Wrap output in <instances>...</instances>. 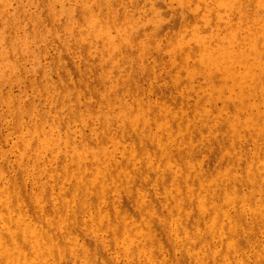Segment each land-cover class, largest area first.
<instances>
[{"label": "rangeland", "instance_id": "rangeland-1", "mask_svg": "<svg viewBox=\"0 0 264 264\" xmlns=\"http://www.w3.org/2000/svg\"><path fill=\"white\" fill-rule=\"evenodd\" d=\"M261 84L264 0H0V264H264Z\"/></svg>", "mask_w": 264, "mask_h": 264}, {"label": "bare ground", "instance_id": "bare-ground-1", "mask_svg": "<svg viewBox=\"0 0 264 264\" xmlns=\"http://www.w3.org/2000/svg\"><path fill=\"white\" fill-rule=\"evenodd\" d=\"M257 83H255L254 85H253V88H252V90H253V93H254V91L257 89ZM262 85V84H261ZM263 86V85H262ZM264 87V86H263ZM251 94V93H250ZM242 96H243V93H241V95H240V98H241V103L243 104V98H242ZM263 117V116H262ZM259 123V122H258ZM159 141V140H158ZM140 143H143V142H145L144 140H141L140 139V141H139ZM144 147H146V146H143V148ZM132 152V151H131ZM133 154H134V152H132ZM115 163V162H114ZM121 162H119V164H117V163H115V166H114V168H117L118 169V166H119V168L120 167H122L121 165ZM108 167H105V169H103V171H101V182H103L104 183V186H102L101 187V189L98 191V193L99 194H104V192H105V190H106V183H105V180L107 179V177H111V178H113L114 176L113 175H115L116 173H118V172H121V173H129L130 171L129 170H125V169H123V170H119L118 172L116 171V172H112V171H108V169H107ZM119 205H120V203H119ZM104 222H106V223H109V219L107 218V217H103L102 218V221H101V223L102 224H104ZM146 224H149V222H146ZM42 237L44 238L45 236L44 235H42ZM146 238H148V239H146ZM143 239H144V242H145V239H146V242H149V244L151 245V246H153V243L154 242H156V241H158L159 239H158V237L156 236V234H154V233H152L150 230H148V233L147 232H145V235L143 236ZM86 250V249H85Z\"/></svg>", "mask_w": 264, "mask_h": 264}]
</instances>
